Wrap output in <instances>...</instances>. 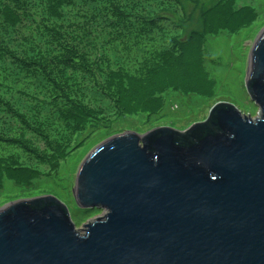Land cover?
<instances>
[{
    "label": "water",
    "instance_id": "1",
    "mask_svg": "<svg viewBox=\"0 0 264 264\" xmlns=\"http://www.w3.org/2000/svg\"><path fill=\"white\" fill-rule=\"evenodd\" d=\"M246 91L256 119L219 102L188 130L130 131L81 164L79 207L106 213L80 234L54 196L0 209V264H264V28Z\"/></svg>",
    "mask_w": 264,
    "mask_h": 264
},
{
    "label": "trees",
    "instance_id": "2",
    "mask_svg": "<svg viewBox=\"0 0 264 264\" xmlns=\"http://www.w3.org/2000/svg\"><path fill=\"white\" fill-rule=\"evenodd\" d=\"M177 0H0V194L57 173L94 122L159 113L168 91L210 97L204 37L257 22L219 0L188 37ZM183 35V36H182Z\"/></svg>",
    "mask_w": 264,
    "mask_h": 264
},
{
    "label": "rangeland",
    "instance_id": "3",
    "mask_svg": "<svg viewBox=\"0 0 264 264\" xmlns=\"http://www.w3.org/2000/svg\"><path fill=\"white\" fill-rule=\"evenodd\" d=\"M177 1L181 7L180 13H170V15L164 13L173 22L182 26L181 32L186 38L193 31H202L204 15L217 0ZM239 2L255 6L259 15L257 22L237 34L222 31L217 35L204 37V64L215 81L212 96L202 97L168 91L165 94L163 109L159 113L149 116L118 115L114 121L108 119L94 121L77 138L72 154L62 162L57 173L32 185L5 182L4 191L0 194V209L20 199L51 195L67 207L75 228L83 234L85 226L102 217L106 209L79 207L74 199L73 190L81 164L90 152L105 140L130 131L145 133L165 126L186 131L193 124L206 121L211 114V108L219 102L233 105L243 117L249 119L259 117L260 105L246 91L245 82L252 49L264 28V0H239Z\"/></svg>",
    "mask_w": 264,
    "mask_h": 264
},
{
    "label": "bare ground",
    "instance_id": "4",
    "mask_svg": "<svg viewBox=\"0 0 264 264\" xmlns=\"http://www.w3.org/2000/svg\"><path fill=\"white\" fill-rule=\"evenodd\" d=\"M255 46V45H254ZM252 51H253V49H252ZM252 53V52H251Z\"/></svg>",
    "mask_w": 264,
    "mask_h": 264
}]
</instances>
